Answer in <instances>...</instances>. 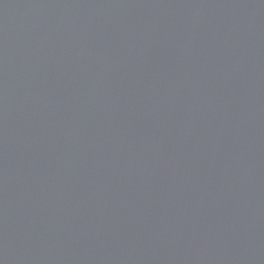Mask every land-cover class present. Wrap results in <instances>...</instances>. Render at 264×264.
Masks as SVG:
<instances>
[{"label":"water","instance_id":"obj_1","mask_svg":"<svg viewBox=\"0 0 264 264\" xmlns=\"http://www.w3.org/2000/svg\"><path fill=\"white\" fill-rule=\"evenodd\" d=\"M0 264H264V0H0Z\"/></svg>","mask_w":264,"mask_h":264}]
</instances>
